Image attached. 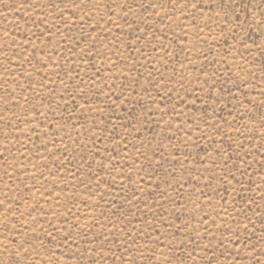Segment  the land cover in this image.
Here are the masks:
<instances>
[{
  "label": "rangeland",
  "instance_id": "rangeland-1",
  "mask_svg": "<svg viewBox=\"0 0 264 264\" xmlns=\"http://www.w3.org/2000/svg\"><path fill=\"white\" fill-rule=\"evenodd\" d=\"M28 2L40 7L0 0V200L12 206L11 215L0 211V249L15 248V229L5 240L4 223L19 218L25 231L42 232L39 220L57 237L40 236L43 255L33 256L41 264L51 253L49 264H76L60 247L61 232L81 250L99 249L108 236L99 264H206L213 251L218 264H264L261 30L233 39L236 22L225 25L214 0L199 9L184 0H163L164 8L129 0L127 16L104 0L91 19L70 0L62 13L51 7L60 0ZM260 3L236 0L233 15L245 20ZM45 9L51 35L40 24ZM229 227L240 234L238 256ZM11 259L0 251V264Z\"/></svg>",
  "mask_w": 264,
  "mask_h": 264
},
{
  "label": "snow or ice",
  "instance_id": "snow-or-ice-1",
  "mask_svg": "<svg viewBox=\"0 0 264 264\" xmlns=\"http://www.w3.org/2000/svg\"><path fill=\"white\" fill-rule=\"evenodd\" d=\"M235 2H236V0H214V3L216 5V9H217L216 15L219 16V15L223 14L225 16V25H227L230 20H235V22H236L235 30H232L231 28L228 29V30H232L233 39L240 36L242 30L253 29V28H257V29L261 30V35L264 36V0H261V3L258 5L259 10L253 12L250 15H247V18L245 20H241L239 15H233V13L235 12V9L233 7ZM62 3H65V0H60V3H53L51 5V7L53 9H55L56 11L62 13L64 11V9L60 7V4H62ZM70 3L73 6V9H79L81 12H84V14L89 17V19H91L93 17V15L96 13V11L98 10V6L104 4V0H70ZM111 3L115 4L117 7H123L125 16H127V14L129 12L134 11L129 0H119V2H117V0H111ZM168 3L170 5H176L177 0H168ZM184 3L188 4V6L191 8L199 9V5L203 3V0H191L190 3H189V0H184ZM89 5H91V7H89ZM21 7L39 8L40 4L39 3L34 4V3L28 2V0H26V3L22 4ZM151 7H153V8H164V2H163V0H157V3L151 4ZM241 7L244 9H247L248 5L243 4V5H241ZM105 8L107 11L113 12V14H114V9L110 5H105ZM85 9H87L86 12H85ZM145 10H147V9H145ZM49 14L50 13L46 9L41 12L40 24L45 25L47 27L48 34L51 35L53 26L48 24V21L46 19V17ZM73 14L75 15V11H73ZM156 15H160V13L157 12ZM165 15L167 16V13H165ZM257 16H259V19H257ZM168 18L170 19V17H168ZM77 19L84 20V16H78ZM101 19H103V17H101ZM109 19H111V17H109ZM193 22H195L194 17H193ZM32 23L35 24L36 20L33 19ZM68 23L69 22L66 21V25ZM125 23L130 24V21L125 20ZM113 24H115L114 20H113ZM89 26L91 27V25H89ZM97 26H98V22H97ZM130 26H131V24H130ZM59 30L60 29L57 28V31H59ZM110 30H111V28L104 29V31H110ZM221 30L224 31L225 29L222 28ZM33 35L35 36V38L37 40H39V39H41L42 36L45 35V31L42 28L41 33L39 35H37L36 33H33ZM87 39L91 40L94 38L89 34L87 36ZM48 42L51 43V40H48ZM254 43H255V41L253 40V44ZM32 47L37 48L38 46L33 44ZM92 47H95V45H93ZM161 47H163V43L161 44ZM243 47L250 48L251 45L245 43L243 45ZM260 47H261V55L264 56V46H260ZM25 51H27V49H25ZM80 51L82 53H84V57H82V58H86L88 53L84 52V49L82 47H81ZM46 55H49V58H51L50 54H46ZM33 58L37 59L38 63L44 59L43 56H41V57H35L34 56ZM146 59H147V57H146ZM28 62L31 63L32 61L29 60ZM18 67H23V65L22 64L18 65ZM262 72H264V66H262ZM161 75H163V73ZM244 79L246 80L247 78L245 77ZM29 83L31 84V81ZM237 86L239 87L238 83H237ZM181 87H183L182 84H181ZM111 91L112 90L110 88L109 92H111ZM25 99H27V98L25 97ZM81 99H84V97H81ZM161 99H171V97L168 96L167 93H162ZM112 103L114 105L115 102L113 101ZM261 104H264V101H261ZM84 106L85 105H79V107H81V108ZM157 106H159V105H157ZM173 107H175V106H173ZM33 108L35 110V106H33ZM165 108H167L166 103H165ZM261 121H262L261 128H264V113H262V115H261ZM177 128L179 130V126H177ZM30 138L31 137H29V139ZM260 138L262 140H264V133L261 134ZM93 144H95V140H93ZM5 150H7L6 146H5ZM138 151H139V149H138ZM97 154H98V150H97ZM0 155H2V154H0ZM101 167H104L103 163L101 164ZM225 167H227V164H225ZM229 174H231V173H229ZM6 175H7V173H6ZM196 179H199V177H196ZM233 179H235L234 175H233ZM7 199H8L7 196H5V200H7ZM209 199H211V197H209ZM5 200H0V211L8 213L9 215H11L12 213L9 212V209L12 206L10 203H5ZM13 211H14V209H13ZM32 211H35V209H32ZM21 215H23V213H21ZM29 215H31V212H29ZM208 218H209V215L207 213H205L204 216L201 217L200 223L206 222V220ZM177 219H179V217H177ZM46 222L49 224H52L51 221H46ZM249 222H251V221H249ZM213 223H215L214 220H213ZM17 224H19L20 226L17 227ZM36 225H38L39 228L42 229L43 231L38 232L36 227H31L28 231H25L24 223L22 221H20L19 218H17L15 223H12V224H8L7 222L4 223V227L6 228V233L4 234L5 240L9 239V235L7 233H11L12 230L15 229V233H13V235L11 237V243L15 245V248L13 249V248H10L7 245H5V247L3 249H0V251H2L3 253L7 254L8 256H10L12 258L10 261V264H41V262L36 261L34 259V256H33V253H35L37 256L43 255V253H41L39 251V248H38V245H39V247H44V242L40 238V236L44 235L45 237H52L53 240H56L57 237H54L52 235L51 231H48L47 229H43V225L40 223L39 220L36 221ZM52 226L55 229V226L54 225H52ZM237 227L239 228L240 225L238 224ZM243 227L247 228V224H244ZM55 231H60V229H55ZM120 231H123V229H120ZM205 231H207V229ZM29 232L36 233V234L35 235H29L28 234ZM229 232H232L231 227H229ZM124 235H125V237H128V238L131 237L130 233H124ZM108 239H109L108 236H104L103 239L99 240V243L101 245V247L99 249L93 250L92 248H84L83 250H81V245L79 243V240H77L76 237L71 232H61L60 237H59L61 249H63L65 246H67V251L69 254L68 259L69 260H75L76 264H79L80 258L83 256H89L90 258H92V264H99V260L96 259L95 257L106 255V253H104V251H103V241L108 240ZM225 239H227V237H225ZM156 240H157V242H159V236L156 237ZM110 243H111V241H110ZM122 243L127 245V239L123 240ZM229 243L236 245V247H237V253L236 254L238 256L239 255V247L242 243L240 241L239 232H232V239ZM221 244L223 246V242H221ZM205 247H207V245ZM130 248H131V245H128L125 248V251L129 252V258L131 257V252L129 251ZM109 251L111 252V249H109ZM54 255H55V253H51L48 257H46L43 261V264H49V260H51ZM112 255L115 256L116 255L115 252H112ZM155 255H156V253H155V251H153L152 256L155 257ZM215 255H216L215 251L212 252L211 256L206 254L205 257H203V259L206 260V264H218L217 261L213 260V256H215ZM249 255H252V254L249 253ZM262 255H264V252H262ZM187 256L189 258H193L191 252L187 253ZM117 258L119 259V257H117ZM254 258L258 259V257H254ZM226 259H227V257H226ZM57 264H59L58 261H57ZM113 264H114V262H113ZM123 264H135V261L128 259V260L123 261ZM168 264H172V261L169 260ZM177 264H187V261L185 259L178 258ZM237 264H238V261H237Z\"/></svg>",
  "mask_w": 264,
  "mask_h": 264
}]
</instances>
